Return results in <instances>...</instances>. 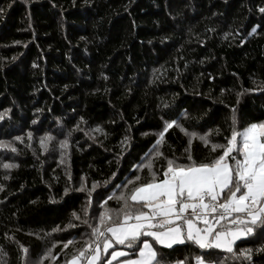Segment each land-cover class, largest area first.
<instances>
[{
  "label": "trees",
  "instance_id": "16d2710c",
  "mask_svg": "<svg viewBox=\"0 0 264 264\" xmlns=\"http://www.w3.org/2000/svg\"><path fill=\"white\" fill-rule=\"evenodd\" d=\"M260 8L264 0H0V113H7L0 141L17 148H0V164L18 165L0 167V264H37L49 248L56 259L43 264H64L90 233L71 217L75 211L85 218L87 192L76 189L99 182L88 209L94 222L100 204L122 190L117 185L136 175L146 182L147 170L133 165L152 148L163 120L200 135L219 128L209 139L220 144L231 134L233 108L238 129L264 122ZM46 134L54 139L44 152ZM126 136L131 147L122 143ZM66 138L61 163L59 142ZM165 140L164 155L186 163L188 136L174 126ZM191 152L197 162L220 154L198 139ZM70 220L76 227L65 228ZM57 226L62 231L53 232ZM69 239L76 243L61 252ZM262 246L264 231L257 228L234 246L251 248L252 261L191 243L162 251L172 264H194L197 256L264 264V252L256 251Z\"/></svg>",
  "mask_w": 264,
  "mask_h": 264
},
{
  "label": "snow or ice",
  "instance_id": "6c2138e0",
  "mask_svg": "<svg viewBox=\"0 0 264 264\" xmlns=\"http://www.w3.org/2000/svg\"><path fill=\"white\" fill-rule=\"evenodd\" d=\"M259 10L264 13V8ZM3 11L0 9V13ZM240 95L237 93L238 97ZM232 113L231 134L225 137V144L212 143L209 139L210 135L219 134V128L200 135L188 132L178 120H163L162 117L163 128L156 134L152 148L141 157L140 163L133 165L138 172L146 169L149 179L140 183L141 176L136 175L117 185L122 190L119 194L114 190L100 204L94 222L88 219V209L99 182H93L91 189L82 182L76 191L87 192L86 205L81 209L85 218L82 219L75 211L71 217L86 225L90 233L83 247L76 249L64 264H172L164 258L162 249L170 250L188 243L201 250L219 249L230 254L225 259L252 261L251 248L237 251L234 246L237 241L255 235L257 228L264 231V122L238 129L235 108ZM6 114L0 113V119ZM174 126L188 136L183 153L186 163H180V158L175 156L168 158L161 151V146L166 143L165 134ZM96 131L102 129L97 127ZM27 137L31 140L32 133L28 132ZM14 139L23 143L21 136ZM53 139L50 134L40 138L42 151L49 150V142ZM129 139L126 136L122 142L127 147H131ZM193 139H198L211 153L220 150V154L197 162L191 152ZM59 147L62 150L61 163H64L63 157L68 155L66 150L69 147L67 138L59 142ZM0 148L17 152L10 141H0ZM159 159L165 160L166 166L156 169L155 161ZM0 167L14 169L18 165L5 162ZM3 189L4 186L0 185V191ZM69 191L65 187L64 194ZM110 200H115L117 207H109ZM74 227L76 225L71 220L65 225V228ZM52 231L62 229L57 226ZM74 243V239L64 242L61 252ZM21 248L28 252L27 248ZM110 249L111 253L107 255ZM256 251L264 252V246ZM0 253H3L2 248ZM47 258L56 259L51 248L37 264H43ZM225 259L212 261L203 256L195 257L196 264H225ZM175 264H185V261H176Z\"/></svg>",
  "mask_w": 264,
  "mask_h": 264
},
{
  "label": "rangeland",
  "instance_id": "374dc122",
  "mask_svg": "<svg viewBox=\"0 0 264 264\" xmlns=\"http://www.w3.org/2000/svg\"><path fill=\"white\" fill-rule=\"evenodd\" d=\"M100 210V209H99ZM107 255H109V254H107ZM44 264H46V262L44 263ZM113 264H115V262H113ZM175 264V263H174ZM194 264H196V260L194 261Z\"/></svg>",
  "mask_w": 264,
  "mask_h": 264
}]
</instances>
